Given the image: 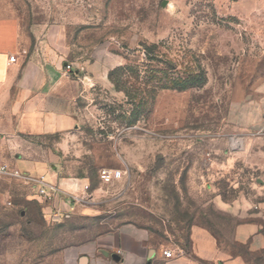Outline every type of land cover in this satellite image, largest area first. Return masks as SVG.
Masks as SVG:
<instances>
[{
  "label": "rangeland",
  "instance_id": "374dc122",
  "mask_svg": "<svg viewBox=\"0 0 264 264\" xmlns=\"http://www.w3.org/2000/svg\"><path fill=\"white\" fill-rule=\"evenodd\" d=\"M2 11L80 79L70 142L96 197L55 212V186L44 180L46 197L26 172L0 174V264H80L127 224L172 258L197 225L226 256L264 264L253 243L264 235V0H0ZM59 139L19 138L15 156L3 143L0 158L61 155ZM104 170L123 175L104 183Z\"/></svg>",
  "mask_w": 264,
  "mask_h": 264
},
{
  "label": "crops",
  "instance_id": "0c3cea01",
  "mask_svg": "<svg viewBox=\"0 0 264 264\" xmlns=\"http://www.w3.org/2000/svg\"><path fill=\"white\" fill-rule=\"evenodd\" d=\"M32 29L16 13H0V152L6 143L13 147L15 156L16 142L22 137L34 140L60 135L54 149L61 155H56L53 148L47 155L26 150L25 156L11 160V168L26 172L34 184L43 178L55 186L58 194L46 203L48 208L55 207V212L80 205L89 207L94 204L96 192L90 188L82 159L73 158L70 142L80 124L75 107L82 95L80 79L58 69L57 56L52 53L49 57L39 47L43 40ZM11 55H15L14 62L10 61ZM37 144L44 146L42 142ZM146 235L145 229L128 224L107 232L97 239L88 255L80 257V264H97L101 254L120 256L123 264H246L239 256H226L214 235L197 225L191 227L188 249L176 245L180 249L177 258H167L155 239ZM253 243L256 249L264 248V235L256 234Z\"/></svg>",
  "mask_w": 264,
  "mask_h": 264
},
{
  "label": "built area",
  "instance_id": "2783aa9c",
  "mask_svg": "<svg viewBox=\"0 0 264 264\" xmlns=\"http://www.w3.org/2000/svg\"><path fill=\"white\" fill-rule=\"evenodd\" d=\"M15 60H16L15 55H11L10 56V61L14 62ZM0 174L1 175H5V176H14V177H23L24 176L19 169L11 168V166L8 163L3 162L1 160V158H0ZM122 175H123V171L122 170H116L114 173H112L109 170H104V172L102 173V179H103L104 182L109 183V182H112L115 178H117V179L121 178ZM25 177H26L25 178L26 181H28V182H31L32 179H33V177H31V176H29L27 174L25 175ZM37 183L42 185L41 192L46 197H51L52 196V194H49L46 185H44L45 181H44L43 178L38 179ZM163 254L167 258L174 257V251L172 249H170V248L164 249L163 250Z\"/></svg>",
  "mask_w": 264,
  "mask_h": 264
},
{
  "label": "trees",
  "instance_id": "16d2710c",
  "mask_svg": "<svg viewBox=\"0 0 264 264\" xmlns=\"http://www.w3.org/2000/svg\"><path fill=\"white\" fill-rule=\"evenodd\" d=\"M263 252V254H264V251H262Z\"/></svg>",
  "mask_w": 264,
  "mask_h": 264
}]
</instances>
